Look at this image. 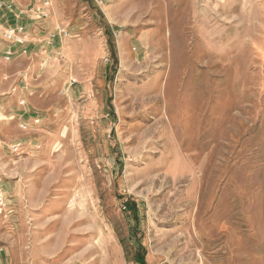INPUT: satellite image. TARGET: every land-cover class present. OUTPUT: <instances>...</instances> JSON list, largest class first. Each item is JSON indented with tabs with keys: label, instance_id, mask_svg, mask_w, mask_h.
I'll list each match as a JSON object with an SVG mask.
<instances>
[{
	"label": "rangeland",
	"instance_id": "rangeland-1",
	"mask_svg": "<svg viewBox=\"0 0 264 264\" xmlns=\"http://www.w3.org/2000/svg\"><path fill=\"white\" fill-rule=\"evenodd\" d=\"M102 1L0 65L4 264H264V0Z\"/></svg>",
	"mask_w": 264,
	"mask_h": 264
},
{
	"label": "built area",
	"instance_id": "built-area-1",
	"mask_svg": "<svg viewBox=\"0 0 264 264\" xmlns=\"http://www.w3.org/2000/svg\"><path fill=\"white\" fill-rule=\"evenodd\" d=\"M0 9H4L11 14H14L18 20L15 24L7 26L5 28L0 26V43L4 42L7 46L4 48L2 55L0 56V65L10 64L15 59L17 60L21 56H26L29 54L28 43H29V32L30 26L25 22L29 20L30 22L36 23L37 26L40 22L46 21L49 19L51 14L52 5L50 0H43L30 9H18L12 3L0 2ZM57 37H69V33L59 27H53V30L50 34L51 39H56ZM20 78L19 84H24L26 82V76L23 74L18 75ZM9 77L5 76L4 81H8ZM76 83L72 81L71 84ZM14 93H17V88H14ZM19 93V92H18ZM19 105L24 107L26 106V101L21 99ZM38 123L39 120H36ZM22 129H26L27 126L21 124ZM22 142H12L9 146V150L14 155H21L23 151ZM8 198L2 182L0 180V217L5 216L8 210ZM4 249L0 248V264H4L1 255H4Z\"/></svg>",
	"mask_w": 264,
	"mask_h": 264
},
{
	"label": "crops",
	"instance_id": "crops-1",
	"mask_svg": "<svg viewBox=\"0 0 264 264\" xmlns=\"http://www.w3.org/2000/svg\"><path fill=\"white\" fill-rule=\"evenodd\" d=\"M35 1L36 0H0V2H4V3H12L18 9H21V8L22 9H30L31 7H33V6H35L37 4V3H35ZM103 1H102V3H103ZM17 21L18 20L16 19L14 14H11V13H9L8 11H6L4 9H0V26L1 27L5 28L7 26L15 24ZM25 22L27 24H29V26H30L29 43L27 45L29 54L26 55V56H21L18 59H23V57H25V58H29L30 57L32 59V61L34 62L35 56H36V52H37L36 50H38L36 48V46H35L36 45L35 44V40L37 42H39L38 40L42 39V38H40V34H39L40 32L37 29V24L36 23L30 22L29 20H25ZM6 46H7L6 43H4V42L0 43V56L2 55V52H3V50H4V48ZM33 62H32V66H28L29 69L27 71L32 70V69H33L32 71H35L36 66L34 65ZM0 114H2L1 110H0Z\"/></svg>",
	"mask_w": 264,
	"mask_h": 264
},
{
	"label": "trees",
	"instance_id": "trees-1",
	"mask_svg": "<svg viewBox=\"0 0 264 264\" xmlns=\"http://www.w3.org/2000/svg\"><path fill=\"white\" fill-rule=\"evenodd\" d=\"M137 261H139L141 264H145L144 256H141Z\"/></svg>",
	"mask_w": 264,
	"mask_h": 264
}]
</instances>
